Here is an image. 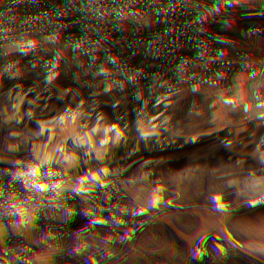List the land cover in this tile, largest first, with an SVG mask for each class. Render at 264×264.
<instances>
[{"label": "rangeland", "instance_id": "obj_1", "mask_svg": "<svg viewBox=\"0 0 264 264\" xmlns=\"http://www.w3.org/2000/svg\"><path fill=\"white\" fill-rule=\"evenodd\" d=\"M64 161L115 221L167 201L181 224L114 249L51 224L13 233L0 264H134L200 228L198 192L264 189V0H0V209Z\"/></svg>", "mask_w": 264, "mask_h": 264}, {"label": "built area", "instance_id": "obj_2", "mask_svg": "<svg viewBox=\"0 0 264 264\" xmlns=\"http://www.w3.org/2000/svg\"><path fill=\"white\" fill-rule=\"evenodd\" d=\"M158 23L172 26L177 18L161 16ZM49 174L43 190L32 192L23 209L15 213L0 209V251L13 233H29L51 224L76 230L93 226L99 241L114 249L156 238L183 220L184 204L161 201L153 205L150 214H139L130 222L115 221L106 215L98 186L86 170L64 161ZM194 205L206 219L195 233L136 253L131 261L134 264H264L262 185L252 190L201 191Z\"/></svg>", "mask_w": 264, "mask_h": 264}, {"label": "bare ground", "instance_id": "obj_3", "mask_svg": "<svg viewBox=\"0 0 264 264\" xmlns=\"http://www.w3.org/2000/svg\"><path fill=\"white\" fill-rule=\"evenodd\" d=\"M43 188H44V186H43V187H41L39 190H37V191H35V192L42 191V190H43Z\"/></svg>", "mask_w": 264, "mask_h": 264}]
</instances>
